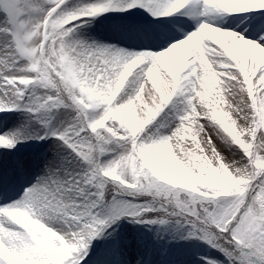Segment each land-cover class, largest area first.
<instances>
[{
	"label": "snow or ice",
	"instance_id": "snow-or-ice-1",
	"mask_svg": "<svg viewBox=\"0 0 264 264\" xmlns=\"http://www.w3.org/2000/svg\"><path fill=\"white\" fill-rule=\"evenodd\" d=\"M0 264H264V0H0Z\"/></svg>",
	"mask_w": 264,
	"mask_h": 264
},
{
	"label": "rangeland",
	"instance_id": "rangeland-1",
	"mask_svg": "<svg viewBox=\"0 0 264 264\" xmlns=\"http://www.w3.org/2000/svg\"><path fill=\"white\" fill-rule=\"evenodd\" d=\"M11 126V125H10ZM130 227V226H129Z\"/></svg>",
	"mask_w": 264,
	"mask_h": 264
}]
</instances>
